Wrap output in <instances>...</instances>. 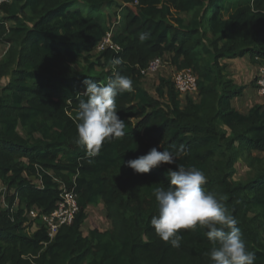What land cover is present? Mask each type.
Segmentation results:
<instances>
[{
  "label": "trees",
  "instance_id": "1",
  "mask_svg": "<svg viewBox=\"0 0 264 264\" xmlns=\"http://www.w3.org/2000/svg\"><path fill=\"white\" fill-rule=\"evenodd\" d=\"M115 6L113 23L105 9ZM1 9L0 45L8 48L0 80L10 78L0 85V181L13 194L7 207L0 201V264H211L206 229H181L173 248L150 225L158 214L153 190L169 187L176 165L140 174L124 163L181 145L186 154L176 164L205 174L203 189L236 218L255 264H264V104L247 112L233 106L246 86L223 62L249 56L264 66V0H10ZM109 32L119 48L96 56ZM167 56L198 76V97L184 103L170 77H159L158 97L144 86L142 69ZM113 72L133 81L115 98L125 135L89 157L75 143L83 81L106 84ZM240 161L248 165L244 179L235 176ZM62 184L75 188L80 210L51 238L28 212H52ZM99 204L110 226L85 235L88 208ZM32 221L39 228L30 233Z\"/></svg>",
  "mask_w": 264,
  "mask_h": 264
},
{
  "label": "clouds",
  "instance_id": "2",
  "mask_svg": "<svg viewBox=\"0 0 264 264\" xmlns=\"http://www.w3.org/2000/svg\"><path fill=\"white\" fill-rule=\"evenodd\" d=\"M147 38L146 33L140 35L142 41ZM112 63L119 65L122 61L114 59ZM83 83V95L87 99L80 101L76 112L75 143L82 146L89 157H94L105 141L125 135L124 121L118 116L115 98L131 91L133 81L126 75L113 72L106 84L98 85L90 79ZM185 154L183 145L174 151L152 147L146 154L124 162L140 174L148 173L161 164L176 165L175 169L169 168L167 172L169 187L153 190L158 214L152 216L150 225L156 235L169 242L171 247L179 248L182 240L180 230L199 226L207 230L205 235L212 245L208 253L211 264H255V253L247 249L236 218L229 214L215 194L203 189L202 185L207 180L205 174L195 166L176 164L177 159Z\"/></svg>",
  "mask_w": 264,
  "mask_h": 264
},
{
  "label": "rangeland",
  "instance_id": "3",
  "mask_svg": "<svg viewBox=\"0 0 264 264\" xmlns=\"http://www.w3.org/2000/svg\"><path fill=\"white\" fill-rule=\"evenodd\" d=\"M77 7H80L84 10L85 14H88L89 7L85 4L77 5ZM106 13L110 14V19L114 23L116 20H118V14L121 13V10L118 6H115L112 10L106 8ZM0 15H4L3 10L1 9L0 4ZM119 24L115 26V31H117ZM113 33V32H112ZM103 44V43H102ZM8 48V44L4 43L0 45V57H2ZM102 50V45H99L96 50L94 51L95 55ZM224 63H227L226 72L229 74V77L233 78V80L241 85H245L246 89L244 93L233 99V106L236 108H240L242 111L248 109L250 105H254L256 102H261L264 104V98L260 96L257 87L255 86L254 81V74L258 70L261 65L259 64H253L250 60L249 56L241 57V58H233V59H225L223 60ZM84 63V62H83ZM176 66H174L170 61V56H167L162 61V66L159 68V70L155 73H151L148 75H144L143 77V83L144 86L149 90V92L158 97L157 94V86L159 84V77L165 76L173 78L174 74L177 72ZM10 77H5L4 79L0 80V85L3 86L7 84ZM187 96H195L198 97V91H192L188 94H182L181 98L183 102L185 103ZM262 99V101H260ZM164 102H166V98H162ZM259 154V153H257ZM238 172L235 175L236 178H247L248 177V165L246 161H240L237 164ZM34 182H38L36 179H32ZM0 201L2 203L3 207H7V198L13 194V191H9L7 187H5L2 182L0 181ZM89 216L87 220L85 221L84 225L82 226V230L85 235L89 233L90 230L94 228H98L101 230H105L109 228L110 221L106 217V211L103 206V204H99L97 206H90L88 208ZM39 228V225L34 223L32 221V224H30V227L27 229L28 232L33 233L35 230Z\"/></svg>",
  "mask_w": 264,
  "mask_h": 264
},
{
  "label": "built area",
  "instance_id": "4",
  "mask_svg": "<svg viewBox=\"0 0 264 264\" xmlns=\"http://www.w3.org/2000/svg\"><path fill=\"white\" fill-rule=\"evenodd\" d=\"M10 2V0H3L0 4ZM112 32H109L104 38L102 43V50L106 47L118 49L119 47L112 41ZM162 57H156L148 66L142 69L143 75L155 73L162 66ZM173 81L178 92L181 94H187L189 92L197 90L198 87V76L192 70H178L174 76ZM257 88L260 96L264 98V66L259 68L257 77ZM60 193V200L57 207L50 213H41L40 210L33 208L29 210L28 215L31 220L41 218L44 226L46 227L48 234L51 238H54L61 227L70 225L74 222L77 213L80 210L78 203V196L75 188H69L62 184Z\"/></svg>",
  "mask_w": 264,
  "mask_h": 264
},
{
  "label": "crops",
  "instance_id": "5",
  "mask_svg": "<svg viewBox=\"0 0 264 264\" xmlns=\"http://www.w3.org/2000/svg\"><path fill=\"white\" fill-rule=\"evenodd\" d=\"M257 75V71H256V73L254 74V77ZM262 97V96H261ZM260 101H262V99L260 100ZM257 103V102H256ZM259 103H261V102H259ZM252 106V104L250 105V107ZM250 107L248 108V109H246V110H244V111H242L240 108H238L237 107V109L238 110H240L241 112H247L249 109H250Z\"/></svg>",
  "mask_w": 264,
  "mask_h": 264
}]
</instances>
